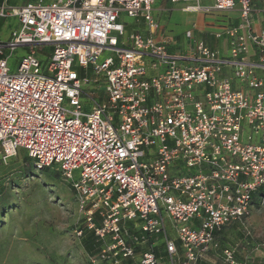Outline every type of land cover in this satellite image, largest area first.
<instances>
[{
  "label": "built area",
  "instance_id": "built-area-1",
  "mask_svg": "<svg viewBox=\"0 0 264 264\" xmlns=\"http://www.w3.org/2000/svg\"><path fill=\"white\" fill-rule=\"evenodd\" d=\"M46 1H0V19L18 18L0 40V162L22 148L36 169L61 171L73 234L101 243L89 264H205L211 252L215 264H253L217 240L231 223L245 232L264 201V28H253L251 0L203 8L239 6L226 56L203 41L173 54L151 34L125 37L122 13L157 29L155 0ZM18 48L27 53L11 70ZM227 66L245 89L220 75ZM251 252L264 260V242Z\"/></svg>",
  "mask_w": 264,
  "mask_h": 264
},
{
  "label": "rangeland",
  "instance_id": "rangeland-1",
  "mask_svg": "<svg viewBox=\"0 0 264 264\" xmlns=\"http://www.w3.org/2000/svg\"><path fill=\"white\" fill-rule=\"evenodd\" d=\"M201 3L211 6L214 2L203 0ZM19 4L18 1L13 5ZM132 19L121 14V21L130 22ZM17 24V17L4 19L0 25V40L6 41ZM126 31L130 30L127 28ZM201 38L204 36L196 30L184 32L172 38L167 51L188 54ZM26 53V49L18 48L8 57L11 70L16 69ZM105 55L108 53L101 59ZM38 56L47 57L44 54ZM247 135L248 131L242 136L243 142L248 141ZM257 142L259 137L254 134L252 143ZM51 170L60 173L58 180L49 176ZM50 171L38 172L22 148L5 163L0 162V264H89L88 254L73 234L77 217L73 190L59 169L50 168ZM73 175L77 177L78 170H74ZM244 226L249 232L247 237L241 225L231 223L221 242L227 247L238 245L239 260L252 256L247 244L264 242V201L254 199ZM170 236L174 238L175 234L170 233Z\"/></svg>",
  "mask_w": 264,
  "mask_h": 264
},
{
  "label": "crops",
  "instance_id": "crops-1",
  "mask_svg": "<svg viewBox=\"0 0 264 264\" xmlns=\"http://www.w3.org/2000/svg\"><path fill=\"white\" fill-rule=\"evenodd\" d=\"M201 0L198 3L199 10H189L186 7L195 5L192 1H177L171 2L170 0H155L151 6V13L155 21L158 24L157 29L150 32L147 25L140 18H133L130 22L121 21V15L119 20L124 23L125 37L132 32H139L143 35H153L156 38L165 39L167 42L166 48L172 44V38L178 37L184 32L196 30L199 35L204 36V39L199 40L205 42L207 46L218 52L220 56H226L229 54L232 37L227 34V30L236 27L240 23L239 6L234 8L218 11L209 10L204 11V7L213 8L214 3L210 5H203ZM214 2V0H213ZM252 13L251 21L253 28H264V0H251ZM130 31H126V29ZM217 34H220L217 36ZM219 38V40L215 38ZM198 41V42H199ZM197 42L193 45L195 46ZM256 60V56L251 57ZM258 75H264V72L257 73ZM221 76H228L232 78L234 87L245 89L244 86L235 79L233 76L232 66L224 67L220 73ZM226 230V228H225ZM224 232L220 233L217 237L220 245L225 247L221 242L223 241ZM254 245V244H253ZM227 247V246H226ZM251 247V244H250ZM253 258L262 259L260 255L257 256L255 252H251ZM248 256V257H252ZM215 254L212 252L209 254L210 262L205 264H211L214 262Z\"/></svg>",
  "mask_w": 264,
  "mask_h": 264
},
{
  "label": "trees",
  "instance_id": "trees-1",
  "mask_svg": "<svg viewBox=\"0 0 264 264\" xmlns=\"http://www.w3.org/2000/svg\"><path fill=\"white\" fill-rule=\"evenodd\" d=\"M18 1L20 2V4H25V3H28V2H31V1H34V0H7V2L9 4H15ZM3 20L4 19H0V25H1V22ZM27 158L30 159L28 156H27ZM30 160L33 163V160L32 159H30ZM33 166H34V163H33ZM34 168H35V166H34ZM50 168H55V167H44V168H41V169H36V168L35 169L38 172H43V171L47 172V171H50ZM59 174H60L59 172H57L55 170L54 171L51 170L50 173H49V176L54 178V179H56V180H58L60 178ZM260 192H263V190L261 189ZM224 231H225V228L221 231V233L224 232ZM79 240L81 241L82 247L84 248V250L86 251V253L88 255L89 254H93L100 247V244H101L100 241L97 240V238L95 237L94 233L92 231L87 230V229L83 230V234L79 238ZM253 264H264V260H263V258L262 259L254 258V263Z\"/></svg>",
  "mask_w": 264,
  "mask_h": 264
}]
</instances>
